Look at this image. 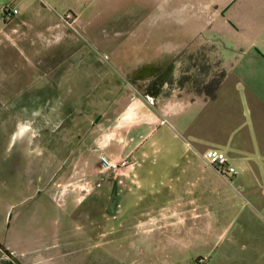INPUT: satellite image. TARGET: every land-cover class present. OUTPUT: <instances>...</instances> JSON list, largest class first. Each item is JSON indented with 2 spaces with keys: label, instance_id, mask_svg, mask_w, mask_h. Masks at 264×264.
I'll return each instance as SVG.
<instances>
[{
  "label": "rangeland",
  "instance_id": "obj_1",
  "mask_svg": "<svg viewBox=\"0 0 264 264\" xmlns=\"http://www.w3.org/2000/svg\"><path fill=\"white\" fill-rule=\"evenodd\" d=\"M57 2L72 4L58 18L77 30V63L63 61L75 52L68 45L56 52L55 63L45 64V79H0V162L12 170L0 180V264H180L165 247L156 248L170 238L177 244L172 240L182 236L181 225H139L135 216L121 224L119 207L112 208L113 199L107 207L103 194L107 179L111 191L123 187L118 171L102 173L101 144L84 140L116 103L123 119L136 99L161 106L210 93L224 76L220 57L231 40L229 16L217 15L220 0ZM49 3L47 9L57 7ZM16 56L15 50L0 71L21 69ZM53 151L62 153L60 161L47 157ZM58 166L56 184H69L68 191L88 179L101 185L83 192L81 202L38 194L39 181H50ZM77 167L88 175L76 174ZM188 229L196 233L198 225Z\"/></svg>",
  "mask_w": 264,
  "mask_h": 264
},
{
  "label": "crops",
  "instance_id": "obj_2",
  "mask_svg": "<svg viewBox=\"0 0 264 264\" xmlns=\"http://www.w3.org/2000/svg\"><path fill=\"white\" fill-rule=\"evenodd\" d=\"M57 1L76 0H0V63H9L16 50L23 64L16 71L1 70L0 79H45V64L55 63L56 54L68 45L75 52H67L63 61L70 64L74 57L77 63V30L61 26L58 18L72 4ZM49 2L57 7L47 9L44 3ZM7 5L19 11L10 20L3 17ZM216 8L217 15L229 16L225 24L231 40L220 57L224 76L214 95L161 106L136 99L123 119L116 103L101 128L84 141L99 142L100 153L111 159L135 162L117 173V185L123 187L111 191L113 181L107 179L108 192L103 193L107 207L111 199L112 208L119 207L121 224L135 216L139 225H181L182 236L172 240L179 239L177 244L170 238L156 248L175 256L172 263L264 264V0H220ZM210 148L225 153L237 174L218 173L204 157ZM61 154L53 151L47 157L60 161ZM57 168L50 181H39L37 193L81 202V185L61 192L55 180L61 166ZM11 173L0 162V180ZM75 173L88 175L84 167ZM105 209L109 214L111 208ZM189 224L198 225V232L191 233Z\"/></svg>",
  "mask_w": 264,
  "mask_h": 264
},
{
  "label": "built area",
  "instance_id": "obj_3",
  "mask_svg": "<svg viewBox=\"0 0 264 264\" xmlns=\"http://www.w3.org/2000/svg\"><path fill=\"white\" fill-rule=\"evenodd\" d=\"M18 12L19 11L16 7L7 5L3 10V17L5 20H10L13 17H15L18 14ZM204 157L208 161V163L213 167H215L217 172L220 173L221 175L227 176V175L237 174L236 169L228 165L227 157L225 153H223L222 151L217 150L215 148H210L205 150ZM98 162L102 173L117 172L120 169H124L134 165V162L127 158L121 160H114L103 153H100L98 155ZM100 185H101L100 181L92 182L89 179L84 180V182L81 183L84 194H88L94 189L99 188ZM68 186L69 184H65V186H62L61 192L63 194L68 191Z\"/></svg>",
  "mask_w": 264,
  "mask_h": 264
},
{
  "label": "trees",
  "instance_id": "obj_4",
  "mask_svg": "<svg viewBox=\"0 0 264 264\" xmlns=\"http://www.w3.org/2000/svg\"><path fill=\"white\" fill-rule=\"evenodd\" d=\"M220 81L219 82H217L215 85H214V87H213V89H212V91L210 92V93H208L207 94V96H209V97H211V96H213L214 95V93L216 92V90L219 88V86H220Z\"/></svg>",
  "mask_w": 264,
  "mask_h": 264
}]
</instances>
